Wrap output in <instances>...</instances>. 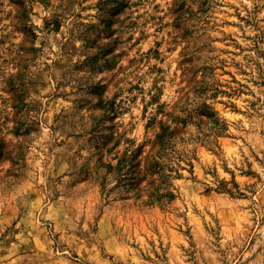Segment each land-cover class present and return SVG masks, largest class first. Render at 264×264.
Returning <instances> with one entry per match:
<instances>
[{
  "label": "clouds",
  "instance_id": "1",
  "mask_svg": "<svg viewBox=\"0 0 264 264\" xmlns=\"http://www.w3.org/2000/svg\"><path fill=\"white\" fill-rule=\"evenodd\" d=\"M0 264H264V0H0Z\"/></svg>",
  "mask_w": 264,
  "mask_h": 264
}]
</instances>
